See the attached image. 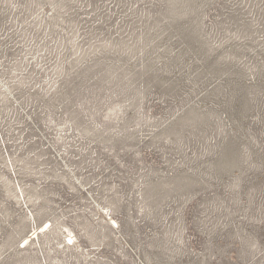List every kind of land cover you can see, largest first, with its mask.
<instances>
[{
  "label": "rangeland",
  "instance_id": "rangeland-1",
  "mask_svg": "<svg viewBox=\"0 0 264 264\" xmlns=\"http://www.w3.org/2000/svg\"><path fill=\"white\" fill-rule=\"evenodd\" d=\"M0 264H264V0H0Z\"/></svg>",
  "mask_w": 264,
  "mask_h": 264
}]
</instances>
